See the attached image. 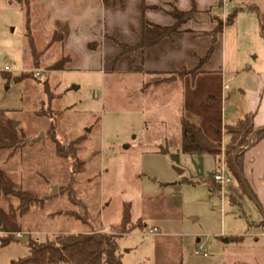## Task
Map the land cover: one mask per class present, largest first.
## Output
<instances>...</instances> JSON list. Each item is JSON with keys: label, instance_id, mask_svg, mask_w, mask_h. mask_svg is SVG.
I'll use <instances>...</instances> for the list:
<instances>
[{"label": "rangeland", "instance_id": "obj_1", "mask_svg": "<svg viewBox=\"0 0 264 264\" xmlns=\"http://www.w3.org/2000/svg\"><path fill=\"white\" fill-rule=\"evenodd\" d=\"M26 18L31 25L24 0H0V264L27 255V238L110 233L125 202L133 229L117 238L123 264H258L252 232L260 207L236 179L212 182L223 151L186 153L180 145L186 118L223 149L225 125L247 112L246 94L227 91L209 107L208 94L219 92L191 86L189 76L162 74L159 85V73L145 72L136 93L135 78L128 86L99 69L65 63L50 70L65 58L53 45L58 40L39 49L32 35L41 53L36 68ZM254 33L240 45V56L251 63L257 56L263 64L264 41L258 27ZM18 190L36 198L24 213L9 192ZM13 234L25 236V243L4 244Z\"/></svg>", "mask_w": 264, "mask_h": 264}, {"label": "crops", "instance_id": "obj_2", "mask_svg": "<svg viewBox=\"0 0 264 264\" xmlns=\"http://www.w3.org/2000/svg\"><path fill=\"white\" fill-rule=\"evenodd\" d=\"M28 2L30 27L37 47L41 49L51 41L53 33H60L61 41L53 45H59L63 56L70 58L67 62L69 68L90 71L99 69L104 75H119L127 79L128 86H131V79L135 78L137 82L133 90L136 93L143 88L140 79H143L145 72L159 73V85L166 79L162 74H166L170 80H176L177 76H189L191 86L201 84L205 93L210 90L219 92L220 96L208 94L213 97L211 102L214 104L221 103L227 91L231 94H246L248 105L245 113L253 115L258 129L264 127V56L263 64L256 62L257 56L253 57L251 63L241 58L239 50L249 33L256 38L254 28L258 27L259 36L264 41V0ZM248 6L256 10H250ZM232 7L238 10L233 22L226 25L225 19L231 13L228 10ZM173 8L185 12L194 8L195 11L187 14L189 18L183 21L177 31L162 38L157 44L122 51L118 43L127 46L138 43L143 18L161 26L172 25L175 19L169 12ZM217 18L222 20V29L213 38L210 32ZM45 31L50 33L49 36L42 34ZM59 59L61 57L55 59V62ZM242 177L260 206L261 217L253 222L252 233L256 245L252 248L259 256L258 264H264V229L256 226L264 216V137L244 149Z\"/></svg>", "mask_w": 264, "mask_h": 264}, {"label": "trees", "instance_id": "obj_3", "mask_svg": "<svg viewBox=\"0 0 264 264\" xmlns=\"http://www.w3.org/2000/svg\"><path fill=\"white\" fill-rule=\"evenodd\" d=\"M26 13L29 12V2L24 0ZM250 10H256L253 6H248ZM238 9L229 13L225 19V24L229 25L233 22ZM191 8L189 12L180 11L173 8L169 13L175 19L170 26H161L154 24L145 18L142 19L141 34L138 43L135 46H127L118 43L122 51L133 50L136 48L150 47L157 44L162 38L170 35L178 30L183 21L189 18V13L194 12ZM27 46L32 58V66H40V51L36 48L32 38L30 29V20H25ZM215 26L211 30L213 38L217 32L222 29V20L215 19ZM59 35V39L57 38ZM60 33H53L52 41L60 40ZM70 60L69 57L61 58L49 66L50 70L62 69L64 64ZM27 74H21L23 78ZM30 76V75H27ZM46 88V87H45ZM210 103L207 106H212ZM181 150L186 153H204L219 156L222 151L224 155V164L230 177L236 179L238 187L249 197L251 189L246 190L244 179L242 177L243 170V153L244 149L250 145H254L264 137V127L258 129L253 121L252 114H246L238 119L232 125H226L225 131L228 141L222 149L221 141H213L203 133L201 127L195 122L186 118L181 119ZM18 199L19 210L24 213L27 208L35 201V197L26 191H9ZM77 216V215H76ZM130 203L122 204V214L119 223L113 227L110 233L102 231H87L79 233H68L66 235L57 236L53 240L37 242L27 238L28 254L13 260L11 264H123L118 252L117 238L126 232H130L133 227L131 225ZM261 229H264V216L262 220L256 223ZM11 240H18L16 235L6 236L4 244Z\"/></svg>", "mask_w": 264, "mask_h": 264}, {"label": "built area", "instance_id": "obj_4", "mask_svg": "<svg viewBox=\"0 0 264 264\" xmlns=\"http://www.w3.org/2000/svg\"><path fill=\"white\" fill-rule=\"evenodd\" d=\"M36 74H39L38 71L36 72ZM230 176L227 172V169L225 167L224 164V160L221 159V164L219 165L217 171L215 172V174L213 175V182L214 184H218V185H224L226 182L230 181ZM21 236L20 234H18V237ZM203 255H205V253H203Z\"/></svg>", "mask_w": 264, "mask_h": 264}, {"label": "water", "instance_id": "obj_5", "mask_svg": "<svg viewBox=\"0 0 264 264\" xmlns=\"http://www.w3.org/2000/svg\"><path fill=\"white\" fill-rule=\"evenodd\" d=\"M172 78H174V77H172ZM41 137H42V133H41L40 136H38L36 139H39V138H41ZM244 185H245L246 190L249 192V190H248V188H247L245 182H244ZM55 191H56V187L54 186L53 189H52V191L50 192L49 196L52 195V194H54ZM249 195L251 196V199L256 203V205L259 206V204H258L257 201L255 200V198H254L250 193H249ZM259 207H260V206H259ZM18 240H20V241H22V242H25V241H26V237H25V236H19V237H18Z\"/></svg>", "mask_w": 264, "mask_h": 264}]
</instances>
